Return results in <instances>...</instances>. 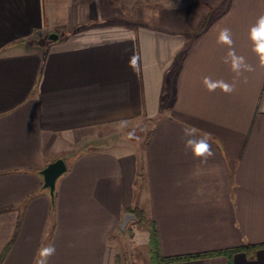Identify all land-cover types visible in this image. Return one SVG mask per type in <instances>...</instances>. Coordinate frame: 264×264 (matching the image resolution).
<instances>
[{
    "label": "crops",
    "instance_id": "obj_1",
    "mask_svg": "<svg viewBox=\"0 0 264 264\" xmlns=\"http://www.w3.org/2000/svg\"><path fill=\"white\" fill-rule=\"evenodd\" d=\"M189 1L157 28L111 22L113 0H0V264H39L49 246L46 264H152V224L163 257L264 245V64L251 39L264 0ZM230 53L251 70L234 71ZM141 119L142 150L94 141ZM201 137L211 156L195 154ZM60 158L52 199L41 171ZM134 211L144 224L122 233ZM167 264H264V246Z\"/></svg>",
    "mask_w": 264,
    "mask_h": 264
},
{
    "label": "rangeland",
    "instance_id": "obj_2",
    "mask_svg": "<svg viewBox=\"0 0 264 264\" xmlns=\"http://www.w3.org/2000/svg\"><path fill=\"white\" fill-rule=\"evenodd\" d=\"M114 4L109 13V19L111 22H126L131 24H136L138 26H154L161 27L162 25H167L169 23L176 24V14L178 11H182V8L177 4V0H113ZM185 3V2H184ZM195 5H193L189 0L188 4L183 5V7H189L193 10ZM182 7V6H181ZM199 7V5H197ZM215 7V6H214ZM207 9L208 6H207ZM210 14L216 10L215 8L209 9ZM211 16V15H209ZM207 20V19H206ZM204 21L199 27V23L194 25L191 23L192 37L194 38V33L198 32V28H203L207 23ZM197 26V27H194ZM151 127L150 120H138L130 125H120L111 127L108 131L104 132L103 137L100 139H95V143L103 144V146L109 148L119 147L122 150H142L147 138L149 136V131ZM127 228V227H126ZM126 228L122 233L126 231ZM135 259V255L132 254ZM132 258L130 254L123 253L120 261L124 264H132Z\"/></svg>",
    "mask_w": 264,
    "mask_h": 264
},
{
    "label": "clouds",
    "instance_id": "obj_3",
    "mask_svg": "<svg viewBox=\"0 0 264 264\" xmlns=\"http://www.w3.org/2000/svg\"><path fill=\"white\" fill-rule=\"evenodd\" d=\"M219 39L221 42L229 45L232 43L230 31L227 28L221 31ZM251 39L255 42V51L259 54L261 63L264 64V15L260 16L256 26L251 29ZM230 55L232 56V67L234 71L239 72L242 66L248 70H251L249 66L244 64L242 57H237L234 53H230ZM205 83L208 85L210 91H214L216 87H221L226 93L232 92L234 90L233 86L231 85H228L224 82H211L209 78H205ZM189 134H194V131ZM195 154L197 156H204L205 154L211 156L213 154L207 137L200 138L195 148ZM54 253V247L49 246L43 249L42 256L44 259L39 261V264H46L47 257L53 255Z\"/></svg>",
    "mask_w": 264,
    "mask_h": 264
},
{
    "label": "trees",
    "instance_id": "obj_4",
    "mask_svg": "<svg viewBox=\"0 0 264 264\" xmlns=\"http://www.w3.org/2000/svg\"><path fill=\"white\" fill-rule=\"evenodd\" d=\"M52 199H54V197ZM133 213L137 219L138 225H140V226L143 225L145 222L144 213L141 211H134ZM261 246H264V245H251V246H247V247L240 248V249L217 252V253H206V254H196V255H186V256H176V257H163L160 254L156 228L153 224L150 225V254H151L152 264H167V263H173V262H181V261H186V260L209 257V256H212L215 254L216 255H218V254L231 255V254H233L237 251H241V250H246L248 252H254ZM2 258H3V255L0 259V262H1Z\"/></svg>",
    "mask_w": 264,
    "mask_h": 264
},
{
    "label": "water",
    "instance_id": "obj_5",
    "mask_svg": "<svg viewBox=\"0 0 264 264\" xmlns=\"http://www.w3.org/2000/svg\"><path fill=\"white\" fill-rule=\"evenodd\" d=\"M50 41H57L58 35L56 33H51L48 35ZM67 170V165L63 159H57L49 163L42 171L43 176V187L49 190L50 196L53 198L55 194L56 182L58 178L65 173ZM135 219V215L131 213H126L122 219L121 230L124 231L128 223Z\"/></svg>",
    "mask_w": 264,
    "mask_h": 264
}]
</instances>
